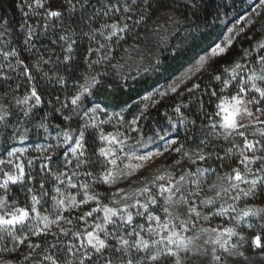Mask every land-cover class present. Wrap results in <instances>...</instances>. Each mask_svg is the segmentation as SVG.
<instances>
[{
    "label": "snow or ice",
    "instance_id": "6c2138e0",
    "mask_svg": "<svg viewBox=\"0 0 264 264\" xmlns=\"http://www.w3.org/2000/svg\"><path fill=\"white\" fill-rule=\"evenodd\" d=\"M51 2L22 0L19 7L22 11L24 7L28 8V12H23L25 17L42 15L45 20L43 27L47 31L48 20L63 16L62 11L45 7ZM66 3L70 12H75L77 5L80 9L94 7L90 0H76V3L66 0ZM166 6L167 0H107L89 17L90 21L101 16L107 19L98 28L92 29L89 36L90 42H95L97 47H89L88 56L102 54L94 61L86 57L87 67L111 61L114 58L112 48H119L122 41L126 42V36L133 33L136 27L147 28L153 14ZM38 9H44L43 13L38 12ZM175 11V8L171 9L165 23L175 22ZM109 20L111 22H107ZM128 21H132V24ZM0 28L4 29L0 31V37L8 34L7 21L0 23ZM21 28L26 31L23 44L26 50L31 51L30 41L34 38L36 28L28 25L26 20ZM228 31L231 33L233 29ZM59 39L65 41L67 37L62 35ZM133 39L139 42L145 38L136 33ZM166 40V37L162 38L165 45ZM75 43L72 40L68 44L69 53L73 51L72 45ZM232 43V37L226 35L223 45L215 44L208 53L199 57L193 67L174 77L171 82L154 86L150 91L145 89L143 94H139L138 100L120 105L119 111L110 112L108 106L100 103L76 111L81 109L85 99L94 96V90L101 84L96 76L85 77V82L78 85V91L70 101L72 110L76 111L82 123L76 129L62 130L55 144L35 148L42 154L51 152L43 156L39 171L50 175L56 182L52 188V212L48 213L47 209L41 211L38 207L42 206L43 197L48 195L43 180L39 182V196L32 188L27 189L31 199L30 208L15 206V202L9 204L6 195L0 196V253L18 252L24 246L28 251L27 254L20 252V264H205L204 258L208 256L210 260L207 264H229L230 260L239 257L246 259L241 251L246 237L238 229L254 228V220L259 223L261 232L252 237L251 242L256 248L264 249V35L254 45L257 57H252V52L245 49L240 58L234 59L231 64H220L219 61L231 54ZM124 51L129 53L128 59H131L132 51L139 53V43L130 45ZM178 51L179 46L172 54ZM0 56L8 61L6 67L12 71H16L17 67L23 69L19 75L26 77L29 91L22 98L14 99L16 105L27 106L21 109L23 117H30L32 110L43 102L36 84L31 83L35 80L32 68L37 72L42 71L39 62L30 67L15 48L0 50ZM13 57L15 66L10 60ZM69 59L70 56L64 57L65 61ZM141 59L145 57L141 55ZM244 60L248 63L241 62ZM252 60L259 68L252 65ZM44 63L49 61L44 60ZM161 63L159 54L149 53L148 64L144 66L143 72L148 73L153 68L159 71L156 66ZM4 67L0 64V81L13 79L4 72ZM196 73L210 76L221 87L219 93L216 90L210 92L218 102L207 125H202L209 131L199 140L195 149L188 147L189 140L195 141V136L189 132L187 125L190 123L195 126L197 121H188L185 117L182 109L189 108L187 103L175 104L173 111L180 117L179 124L184 126L188 135L182 140L170 138L172 132L179 137V129L176 122L168 117L171 132L164 130L161 135L158 129L155 140L151 136L144 139L141 125L151 119L152 109L157 108L166 97L192 96L201 89L200 83L187 86ZM47 75L44 73L45 77ZM137 77H141L139 69ZM57 82L63 84L65 80L57 77ZM8 87L11 88V85ZM19 87L17 84L16 88ZM208 87L211 85L206 86L204 94H209ZM231 88L236 89L235 93L226 95L225 91ZM7 95L5 92L4 96ZM33 100L34 103H30ZM59 100L56 97V101ZM198 104L199 113L208 115L203 101L199 100ZM66 108H69V104L64 103L61 108H54V111L63 115L61 110ZM99 114H103L104 118H100ZM126 114L132 118L126 119ZM10 115L5 105L0 104V125L3 126L0 136L5 135L4 129L12 127L6 119ZM72 119L71 115H63L64 121ZM258 124L262 127H255ZM104 125H111L115 131L106 132ZM39 127L45 125L41 123ZM121 127L140 133L141 138L134 139L127 131L120 132ZM249 128L254 129L251 132L252 139L247 134ZM28 131L25 128L18 135L21 143L28 139ZM18 132V127L13 128L7 139H17ZM90 134L91 143L98 141L101 145L92 153H89ZM219 137L232 143V147L224 149V156L216 151V145L212 143L213 138ZM237 137L242 138L241 143H236ZM157 140L164 141L162 150H159V144L157 151L150 150V145L156 144ZM61 148L62 152L57 151ZM27 152L26 147L5 148L8 158H0V189L5 193L10 190V185H25L35 179L31 171L26 170L25 163L20 161V156ZM213 156L221 161L218 167L197 166L195 171L191 170L197 161L208 164ZM13 158L20 162H14ZM158 160L167 161V164L163 169H158L156 175L151 178L139 176L142 170L146 172ZM57 164L62 170L53 172L52 166ZM185 164L187 169L177 176L175 170ZM4 165H10L13 170L5 171ZM27 167H33L32 159L27 160ZM70 167L71 171H68ZM223 168L229 170L221 174L219 169ZM138 176L139 186L132 188ZM212 176L216 177V181L209 184L205 191L204 185ZM105 200L108 203H104ZM82 206H89L88 210L69 218L74 210ZM88 218H92L93 222L83 230L72 231L61 224L62 221L72 224L73 219L87 223ZM217 218H226L227 226H205ZM200 221L205 223L201 224ZM53 225L58 228V232H52ZM61 234L73 239L65 243L60 239ZM49 235L55 242L48 241ZM233 238H236L235 241ZM0 264H17V261L0 260Z\"/></svg>",
    "mask_w": 264,
    "mask_h": 264
},
{
    "label": "trees",
    "instance_id": "16d2710c",
    "mask_svg": "<svg viewBox=\"0 0 264 264\" xmlns=\"http://www.w3.org/2000/svg\"><path fill=\"white\" fill-rule=\"evenodd\" d=\"M259 0H167V6L157 10L153 14L148 22L147 28L142 29L141 27H136L133 33L126 36V42L122 41L119 48H112L113 59L111 61H105L98 65H93L92 68H88L85 64V58L88 56V49L90 47V40L88 35L92 33V29L98 28L101 23L105 22L106 18L98 17L95 20L90 21L89 17L94 13L96 9L103 6L107 0H95L90 2L94 7H86L85 9H78L75 12L67 11L63 9V17L61 18L60 25L66 29V35L69 39L62 41L59 39L62 33L52 30L51 27L55 25H49L47 31L44 27L39 24L36 27L34 38L30 41L31 51L26 50L23 40L26 35L24 28H21V24L27 21L30 25L29 17H25L21 8L19 7L18 0H0V18L3 21L8 22V34L0 37V50L2 47L6 46V50L10 51L15 48L20 52V58L25 61V63L31 65L39 62V67L42 71L37 72L36 69L32 68V74L35 76V80L31 83L36 84L38 92L42 94L43 102L36 108L32 110L30 117H23V115H16L11 112V115L7 117V122L12 127L4 129L5 135L0 136V158L5 154L6 147H22L31 144L43 145L49 143H56V138L65 129H75L78 116L76 111L82 110L84 107L93 105L94 103H100L101 105H106L109 107V111H119V106L123 105L126 101L132 103L134 100L139 99V94H143L145 89L149 91L155 86L160 85L163 82L170 80L172 77L180 73L186 66L192 63L200 54L209 50L214 46L223 36L225 30L229 24L239 17L246 14ZM195 5V7H193ZM172 7H178L179 18L175 22L162 23V18L164 14H169ZM163 14V15H162ZM3 21H0L2 23ZM111 22V21H110ZM264 22V15L259 21L261 26ZM41 23V22H40ZM131 25L132 21H128ZM163 25V27H159ZM35 25H33L34 27ZM0 28V31H3ZM252 29L247 33L240 35L231 47V54L225 57L223 60L219 61L220 64H231L234 59H239L245 49L250 50L252 53L254 50V45L257 40L264 35V28L259 31ZM136 33H139L140 37L145 38L139 42L134 41L133 37ZM259 33V35L257 34ZM87 39H85V37ZM166 37V45L162 43V38ZM75 40L76 43L72 45L73 51L69 53L67 51V46ZM55 41V43L53 42ZM146 41V42H145ZM134 43H139V51H144V55L149 53L159 54L162 61L161 64L156 67L159 71L154 68L150 69L148 73H141V77L132 79L127 82L123 80V75H121V67H116V65L124 66L126 65L127 58L124 48ZM179 46V51L177 54L173 55L174 49ZM59 48V49H58ZM51 52L50 55L43 57V52ZM135 52V51H133ZM137 53V52H136ZM255 55V53H254ZM258 55V53H256ZM65 56H70L71 59L68 61L64 60ZM43 57V59H41ZM91 58L89 60H97L99 57ZM11 63L15 66V59L10 58ZM44 60H48L49 63L45 64ZM130 60H133L131 58ZM111 62V63H110ZM243 62V61H241ZM155 64V61H152ZM0 64L5 65L4 72L9 76L13 77L11 80L0 81V95L4 96L7 92L8 96L13 97L17 90L19 93L25 91L28 82L26 77L19 75L22 72V67H17L16 71H12L6 64H4L3 56H0ZM47 73V77L44 76ZM96 76L97 79L101 81L98 88L94 90V96L87 98L83 101L81 109L76 111L72 110L70 104L71 98L78 91V85L85 82V77ZM57 77H63L65 83L61 84L57 82ZM196 83L201 84V89L196 91L192 96L185 95L183 97L172 96L167 100L162 101L157 108L151 110V119L143 122V138L147 139L149 136L156 139V131L159 129L162 135L164 130L171 132V125L169 124L168 117H171L173 121L176 122L177 128L179 129V137L176 136L175 132H172L170 138L183 139L185 135L189 133L185 131L183 125L179 124L180 117L173 111L175 104L177 103H187L189 104L188 109H182L187 120L196 119L197 123L195 126L190 123L187 125L189 132L195 136V141L189 140L188 147L195 149L196 144L201 138L209 131L207 127H202V125H207L209 121V116L215 111V104L218 102L215 97L210 95L212 90H216L219 93L220 85L211 80L208 75H200ZM19 84L20 87L17 89L16 85ZM211 85L207 88L209 94H204L206 86ZM11 85V88L8 87ZM26 85V86H25ZM126 85V87H124ZM56 97H59V102L56 101ZM202 100L205 106V111L208 115H203L199 113L198 101ZM49 101H52L50 104ZM67 103L69 108L62 109L63 115H71L73 119L71 121H64L63 115L54 111V108H61V105ZM130 114H126V119H131ZM218 119V118H216ZM43 123L45 127H39ZM3 126L0 125V128ZM19 128L17 134V139H7L11 135L13 128ZM27 128L29 131L27 133L28 139L21 143L18 139V135L22 134L24 129ZM250 128L248 129L249 132ZM249 138H251L250 133H247ZM141 138V137H140ZM139 138V139H140ZM167 139V138H166ZM7 140V143H5ZM242 138L237 137L236 143H241ZM164 141H156V144L150 145V150L157 148V144L160 146ZM212 143L216 145V151L224 156V149L232 147V143L229 141H224L222 137L213 138ZM211 150V149H208ZM141 151H144L141 149ZM175 155V154H174ZM176 158H179L178 156ZM221 161L217 160L215 156L208 161V164L197 161V165L192 166V171H195L197 166L206 167L211 165L212 167H218ZM167 164V161H161L160 163L153 166L151 169L147 170L141 176H147L151 178L157 174L158 169H163ZM228 168L219 169L221 174L228 171ZM137 183L131 185L132 188L139 186V176L136 177ZM216 181V177L212 176L206 184L204 185L205 191L207 187L212 182ZM27 187V188H26ZM128 187V186H126ZM20 188H30V183L23 187H13L10 186V190L5 193L8 198H19ZM104 203H108L107 200ZM85 211V209L74 210L69 216L79 215ZM69 215L68 213H65ZM93 222L92 218H88V222L77 221L73 219L72 224H65L63 226L75 230H83L91 225ZM258 232H261V228L258 227ZM58 232V231H56ZM249 238V237H248ZM43 239V238H41ZM48 241L55 242L51 235L48 236ZM60 239L67 243L72 240L71 236L64 237L60 235ZM33 240H36L33 237ZM27 249L24 246L18 250V252L11 253L9 256L1 258L0 260L12 259L20 264L22 257L20 252L27 254ZM264 256V249L262 250ZM27 264V262H24Z\"/></svg>",
    "mask_w": 264,
    "mask_h": 264
},
{
    "label": "rangeland",
    "instance_id": "374dc122",
    "mask_svg": "<svg viewBox=\"0 0 264 264\" xmlns=\"http://www.w3.org/2000/svg\"><path fill=\"white\" fill-rule=\"evenodd\" d=\"M92 1H95V0H90V2ZM191 1V0H189ZM19 4L18 5H21L22 3V0H18ZM73 3H76V0H73ZM45 7H51L53 9H57V10H62L63 9H66L67 11L68 10V6H67V3H66V0H52L51 4H46ZM172 8H175L176 11L175 13L173 14V20H178L180 19L179 18V11H178V7H172ZM79 9V6L77 5V9ZM28 8L27 7H24L23 8V11L22 12H28ZM38 12L40 13H43L44 9H38L37 10ZM171 13V12H170ZM169 13V14H170ZM163 15V14H162ZM167 15L168 14H164L163 17H162V23L165 22V20L167 19ZM264 15V0H259L246 14H244L243 16L239 17L238 19H236L235 21L231 22L229 24V26L227 27V29L225 30L223 36L221 37V39L216 43V44H222L224 43V38L226 35H230L232 37V42L234 43L235 40L240 36V35H243L245 33H247L248 31L250 30H254L256 29L255 31H259L260 29H263L264 28V22L263 24L260 26L259 25V21L260 19L262 18V16ZM29 22H30V25L33 26L35 25L34 27L36 28L39 24H41L42 26L45 24V20L43 18L42 15H29ZM63 17V16H62ZM107 19V18H106ZM105 19V20H106ZM41 22V23H40ZM107 22H110L107 21ZM170 22L172 21H168L167 23L169 24ZM61 23V18L60 19H56V18H52L50 20L47 21V27L49 25H55V27H51L52 30H55L57 32H60V34L62 33L63 36H66V29L65 28H62L61 26L58 27L57 25H60ZM229 29H233V31L231 33H229ZM89 36L90 34L88 35V39H89ZM85 37V36H84ZM67 39H69V36L67 37ZM85 39H87L85 37ZM260 39V38H259ZM90 44V47L91 48H96L97 47V44L95 42H89ZM232 43V45H233ZM213 47V46H212ZM128 48L125 47L124 50ZM1 49V48H0ZM3 50H6V46L5 47H2ZM59 49V48H58ZM211 49V48H210ZM209 50H207L206 52L200 54L192 63H190L188 66H186L180 73H178L177 75H180L182 72H184L185 70L193 67V65L196 63V61L199 59L200 56H203L205 55L206 53H208ZM50 55L51 52L47 51V52H43V57L45 58V56L47 55ZM255 53V55H254ZM256 51H254L252 53V57H257L258 55H256ZM102 53H97V54H94L92 56H90L91 58L93 57H99ZM113 55V53H112ZM127 55V58H128V55L129 53H126ZM141 55H143L145 57V59H141ZM114 56V55H113ZM131 56L133 58V60H126V65L124 66H121V75H123V80L124 81H131L132 80V77H135L137 75V70L139 69L141 73H144L143 72V68L144 66H146L148 64V57H149V54L147 55H144V51H139V53H136V52H131ZM89 56H87L88 58ZM94 58V59H95ZM15 59V58H14ZM251 59V58H249ZM8 61H5L4 60V64L7 65ZM111 63V62H110ZM243 63H248L247 60H244ZM252 65H254L256 68H259V65H255V61L252 60ZM252 65H249V66H252ZM177 75H175L174 77H176ZM200 73H196L195 75H193V78L192 80L188 83L187 86H191V83H196V81L198 80L197 77H200ZM172 77L170 80L166 81V82H171V80L174 78ZM127 78V79H125ZM165 82L161 83L160 85L158 86H161V85H164ZM28 86H26V89L24 92H22V94L19 93V90H17V92L15 93V95L13 97H10V96H2L0 95V104H4L5 107L7 108V110L11 113H15L16 115H23L21 109L22 108H26L27 106H20V105H16L15 104V99L14 98H22L28 91H29V84H27ZM156 86V87H158ZM181 90H183V86L181 87ZM236 89L235 88H231L230 90H226L225 91V94L226 95H230V94H233L235 93ZM171 97V96H170ZM169 97H166L163 101L167 100ZM30 103H34V100L33 101H30ZM92 106V105H91ZM91 106H88V107H91ZM100 115V118H104L103 117V114H99ZM82 123V121L80 120V117L78 118L77 120V125H76V128H78V125ZM143 126V123L141 125V127ZM255 127H262V125H256ZM75 128V129H76ZM104 128H105V131H115V129L111 126V125H104ZM254 129L253 128H250L249 132L250 133V136L251 138L249 139H252V135H251V132L253 131ZM120 132H125L127 131L128 135H130L131 137H133L134 139H139L141 137V134L140 133H135V132H131L130 130H126L124 127H121L119 129ZM173 139H179V138H173ZM89 140H90V143H89V153H92V152H95L96 148H98L99 146H101L99 144V142L97 141L96 143H91V134L89 136ZM131 142H134L133 141H130ZM52 144H55V143H52ZM164 144V143H163ZM163 144L161 145V148L159 150H162V146ZM47 144H43V146H46ZM37 146H40V145H35V144H31V145H27V146H22V147H18V148H28V152L25 153L23 156H20V161H23L25 163V166H26V170L28 171H31L32 175L35 177V179L31 182H26V186L30 183V188L33 189V192L36 194V195H40V187H39V182L41 180L44 181L45 183V188L48 190V195L43 197V204L42 206H38L39 208H41V211H43L44 209H47L48 210V213H51L52 212V201H51V196L54 194L52 192V188H53V185L56 183L52 177L50 175H46L44 173H41L39 171V165L41 163V160L43 159V156H46V155H49L51 154V152L49 153H40V152H37L35 151V148ZM64 147H67L66 145ZM158 149L155 148L153 149L152 151H157ZM57 151H60L62 152L63 151V148L61 149H57ZM17 155H20L19 153ZM71 155V154H69ZM3 159H7L8 157L6 156V153L1 157ZM14 159V162H20V161H15V158ZM28 159H32L33 160V167L31 169H28L27 167V160ZM62 159V158H61ZM126 162V161H125ZM161 160H158L157 162L153 163V166H155L156 164L160 163ZM123 166V165H121ZM152 166V167H153ZM4 167V170L5 171H10V170H13L12 167L10 165H4L2 166ZM151 167V168H152ZM187 165H183L180 169H176V174L177 176L180 174V172L184 171L187 169ZM149 168V169H151ZM148 169V170H149ZM191 169H192V166H191ZM59 170H62L60 165L57 164V165H53L52 166V171L53 172H56V171H59ZM83 169H81L80 171H82ZM68 171H71V167L68 169ZM145 171H141L139 173V176H141L142 174H144ZM83 179V178H82ZM25 185H10V186H13V187H23ZM122 186H127V185H122ZM27 188V187H26ZM26 188H20V196L19 198H10L9 199V204H12L13 202H15V206H19V207H27V208H30L31 207V199H30V194L28 193V191L26 190ZM99 191H103V189H98ZM0 196H5V191L3 189H0ZM79 198V197H78ZM91 206H94L91 205ZM242 206V205H241ZM88 207L89 206H82L81 209H85L88 210ZM158 214L160 215H163V213H160L158 212ZM102 216V213L100 214ZM52 218V217H50ZM98 222V221H97ZM138 222H142V221H138ZM201 224H204L205 222L203 221H200ZM254 223V228L252 229H247L245 227H241L238 229V231L241 232L242 235H244L246 237V242L243 244V247L241 249V251L244 252L245 254V257H239V258H236L234 260H230L229 264H264V256L262 254V250L263 249H258L256 248L253 244H252V237H254L258 232V227H260L259 223H257L255 220L253 221ZM61 224L63 225V221L61 222ZM217 225H224V226H227V219H213L210 224H206L205 226H217ZM58 231V228L53 225L52 226V232H56ZM188 235H190L191 233H186ZM249 237V238H248ZM234 241L236 238H233ZM9 247H11V245H9ZM11 254V253H10ZM9 253H0V259L1 258H4V257H7L10 255ZM210 260V256L208 257H205L204 258V261H205V264H207V261Z\"/></svg>",
    "mask_w": 264,
    "mask_h": 264
}]
</instances>
